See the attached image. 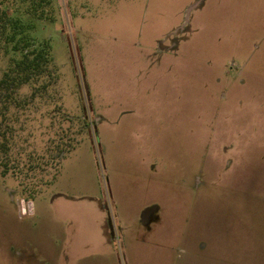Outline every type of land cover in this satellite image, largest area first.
I'll list each match as a JSON object with an SVG mask.
<instances>
[{
	"label": "rangeland",
	"instance_id": "obj_1",
	"mask_svg": "<svg viewBox=\"0 0 264 264\" xmlns=\"http://www.w3.org/2000/svg\"><path fill=\"white\" fill-rule=\"evenodd\" d=\"M49 1L16 5L55 76L0 116V264H162L113 201L145 182L176 188V264H264V0Z\"/></svg>",
	"mask_w": 264,
	"mask_h": 264
},
{
	"label": "trees",
	"instance_id": "obj_2",
	"mask_svg": "<svg viewBox=\"0 0 264 264\" xmlns=\"http://www.w3.org/2000/svg\"><path fill=\"white\" fill-rule=\"evenodd\" d=\"M49 2V0H0V56L12 55L11 64L0 78V116L4 119L10 109H19L23 104L31 102L29 99L22 100L19 96L24 86L36 85L46 78H50L49 81L54 80L50 43L32 39L29 35L32 26L29 23L25 24L22 18L16 16L19 11L16 5L20 4L22 14L42 19L45 17V7ZM52 84L54 83L43 82L42 87L37 86L31 99L35 97V92L41 91L42 88L46 90ZM4 123V120H1L0 139L3 137L4 140H0V151L8 149L7 134L3 130ZM5 165L0 157V166Z\"/></svg>",
	"mask_w": 264,
	"mask_h": 264
},
{
	"label": "crops",
	"instance_id": "obj_3",
	"mask_svg": "<svg viewBox=\"0 0 264 264\" xmlns=\"http://www.w3.org/2000/svg\"><path fill=\"white\" fill-rule=\"evenodd\" d=\"M151 155L155 158V154ZM145 162L146 174L158 176L159 171L154 169L157 164ZM125 186L122 187L124 191L122 197L117 189L113 192V201L117 208L122 209L123 203L125 204L128 223L131 219V223L138 224L139 229L134 234L135 238L137 240L155 238L161 248L162 264H176V188H165L163 184V189L157 182L133 184L127 188ZM165 227L169 233L164 232L160 236ZM78 261L79 259L76 260L77 264Z\"/></svg>",
	"mask_w": 264,
	"mask_h": 264
}]
</instances>
